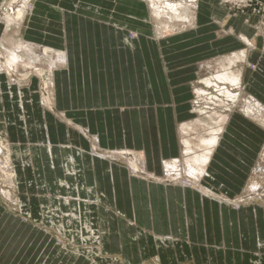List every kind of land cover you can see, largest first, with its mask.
Masks as SVG:
<instances>
[{"label": "crops", "instance_id": "obj_1", "mask_svg": "<svg viewBox=\"0 0 264 264\" xmlns=\"http://www.w3.org/2000/svg\"><path fill=\"white\" fill-rule=\"evenodd\" d=\"M61 2L55 3L65 6ZM248 19L247 24L245 16L231 18V30L249 42L257 38V44L263 48L261 52L246 56L247 61L256 65L254 72L246 71V84L252 95L264 103V35L254 36L255 30L249 24H254L257 18ZM104 21L65 15V45L58 47L66 52L67 62L64 68H56L52 74L57 115L35 109L33 104L34 111L27 114L22 126L16 121V130L15 126L8 127L13 139L15 133L18 136L21 131L23 135L20 143L13 140V144L38 151V156L31 158L32 172L18 169L20 179L32 181L37 188L48 187L50 194L59 192L62 198L69 190L81 199L101 198L122 217L117 221L118 233L113 232L108 237L113 238L114 247L118 245L117 240L123 247L130 246L133 250L135 240L151 248L157 238L162 242L175 238L192 247H218L230 257L250 249L247 253L258 256L259 263L262 262L264 258L259 253H264V210L244 207L234 211L218 206L190 189L132 178L133 175L119 165L90 155L94 145L108 150H138L145 157L144 170L161 174L162 161L178 154L176 125L186 115L184 102L187 95L179 82L175 92H167L169 76L163 75L152 42H137L129 48L124 44L120 28L116 30L117 25H107ZM53 22L56 21L49 24L52 26ZM50 31L47 37L54 39L55 35ZM209 37L204 36L200 41L201 36L185 33L162 44L166 67L178 58L187 60L192 54H211L227 47L232 40L231 36L211 43ZM133 39L139 40L138 37ZM17 91L6 93L4 89V103L8 101L7 97L17 101ZM21 92L24 106L28 98L26 92ZM12 114L18 117L14 108ZM6 118L14 124L12 115L8 114ZM263 140L264 132L253 123L243 119L228 122L226 134L207 168L208 177L202 182L228 196L241 193L248 182L250 168L258 159ZM46 145H50L49 151ZM59 182L64 183V187H60ZM64 199L68 200L69 208L82 206L71 197ZM62 209L66 210L65 207ZM101 212L103 217L107 215V210ZM123 217L140 226L142 232L133 231Z\"/></svg>", "mask_w": 264, "mask_h": 264}, {"label": "rangeland", "instance_id": "obj_2", "mask_svg": "<svg viewBox=\"0 0 264 264\" xmlns=\"http://www.w3.org/2000/svg\"><path fill=\"white\" fill-rule=\"evenodd\" d=\"M14 1L15 0H0V20L5 18L9 7L12 8L14 6ZM54 1L56 3L59 1L61 2V0ZM171 1L184 2V0ZM191 1L195 5V11L193 13L194 25H181L179 22L173 21L168 23L167 28L161 26L159 21L152 17L150 11L151 6L146 3L145 0H137L138 3L132 6H129L128 2L125 3V1L121 0H117L116 2L114 0H62L61 3H65V6L60 5L58 7L59 10L47 5L40 6L35 3V10L37 9L40 11L38 19L27 16L23 18L18 25L12 24L7 28L0 24V45H3V48L0 46V61L4 65L5 53L16 47V45L20 43V39L28 42L33 41L32 43L38 45L64 47L63 21L65 20V15H80L94 20H105L106 22L104 21V24L117 25L115 26L116 30L119 29L120 26H122V28H127L125 29L126 32H122L120 29L119 32L123 34L124 44L129 48L136 46L137 42L142 43L150 40L156 50L158 63L163 70V75L166 78L169 76V78H165L167 92L170 94L175 92L174 90L175 88H178L177 84L179 82V85L184 89V95L185 93L187 95V99L184 102L186 114L185 119L176 125L175 131L178 154L175 158L163 161L171 162L178 160L182 161V163L185 161H192L193 163L194 155H199L207 151L206 145L203 146L202 143L200 144L201 140L204 137H207L213 129H222L221 139L217 145L218 147L226 134V126L228 122L232 120H247L255 126H258V128L264 132V112L262 113L261 111V114H256L255 112L248 113L243 105L240 104L242 98H246L245 100L249 101V103L253 102V104L258 101L252 95L250 90H248L246 84V71H249V73L254 72L256 65L252 63V61H247L246 56L247 54L249 55V53L261 52L263 51V48H261L262 46H260V44H257V38H254L252 42H249L236 32L234 33L231 30L232 26L230 21L231 18L235 19L245 16V22L247 23L249 20L248 18L254 16L257 18L256 22L249 25L255 30L254 36L262 37V35H264V0ZM74 3L78 5L76 6L75 4L74 6ZM66 8L69 10H66ZM52 21H56L53 22L55 26L49 24V22L52 23ZM53 26L56 27V29ZM178 28L179 30L177 32L176 30ZM50 29L52 30L50 33L55 35L54 39L47 37V33ZM174 30L175 32H173ZM185 33H194L197 36H201L202 39L200 41L204 40V36H210L208 40L211 43L224 41L231 36L232 38L230 39L232 40H230L231 43L227 47L219 50L217 49L211 54H192L187 60L185 57L181 59L178 58L177 60H173L170 67H166L163 61L164 56L162 44L170 43L171 38L177 39L178 37H182ZM135 37H138L139 40L133 39ZM4 47L6 48V51L4 50ZM205 48L208 50L209 45ZM230 64L235 66V73L241 78L238 86L239 91L236 92V94H239L237 95V99L239 98L238 100L235 102H229L225 97L223 98L220 96L218 97L219 99L217 98L212 102L207 100L204 97L205 95H202L201 97L196 96V89L202 87L200 81L203 76L215 73L216 71L226 70ZM47 66L48 63L46 60L40 59L31 65L26 63L24 65H18L14 71L10 70L9 72H4L3 70L0 72V147L2 149L0 152V160L3 165H7L9 161L13 159L12 154L7 151L8 145L13 144V140L20 143L23 136H21L22 133L20 131L18 132V136L16 133L14 134L15 139H13L10 130L8 129L10 125L15 126V130L17 127L16 121L22 126L24 120H27V114L34 111L32 107L33 104L35 109L38 108L42 112L46 111L57 115L54 108L53 88L49 87L47 84ZM62 68H64L63 64L58 65L57 70ZM4 89L6 93L18 90V97L19 93H22L21 90L26 92L28 102H26L23 108H21L18 100L10 101L11 97H7L8 101L4 103ZM204 89L206 88L204 87ZM208 91L209 93L215 92L213 89H208ZM31 99L35 103L33 101V103H29L31 102ZM258 102L264 107V103L260 101ZM199 103L205 114L199 112ZM13 108L18 111V117L15 115L13 116ZM215 111L222 115L226 113L227 116L225 119L220 115H216L217 117H215L211 114ZM8 114L12 115V121L14 124L10 123V119L6 118V115ZM207 114H210L211 116L209 115V117ZM16 117L18 119H16ZM1 131L4 132L3 139L1 137ZM85 135L90 142H92V138H90L87 133H85ZM184 141H187L192 154L183 157V155H181L180 145ZM22 146L28 147L26 145ZM217 147L211 150L212 155L209 164L213 159ZM28 148L32 155L31 147ZM92 149H95L97 153H100V156L109 163L113 162L114 164L119 165L126 171V173H128V168L126 167L127 160L133 162L135 161V155L137 156L139 153H142L133 149L108 150L97 147V145H94L93 148H91V151ZM263 151L264 143L260 154ZM256 163L257 162L252 164L250 168V176L244 190L233 196H228L227 193L220 189H212L204 184L205 182L203 183V180H201L200 185L198 183L196 185L194 183V181L196 182V179H189L184 175L183 179L178 180L177 183L173 178L171 179L168 175H165L164 172L161 174H154L153 172L142 169V167L139 169L137 168L135 174L133 172L132 178L143 180L147 183L161 184L164 186H178L182 189H190L197 192L201 196L200 198L213 201L218 206L226 207L234 211H238L244 207H258L261 210H264L263 176H260L259 179L257 176L254 177L259 182L261 181L257 192L246 191L251 179H253V170L256 169ZM209 164L206 167V171ZM4 167L5 166L0 165V264H121L122 262V264H264V260L259 263L258 258H256L258 256H251L247 253L250 249H246L242 254L238 253L234 255V257H230L228 255L225 256L223 252L224 250L219 249L218 247H209V249L208 247L202 246L192 247L191 245H184L182 239L178 240L175 238L167 241L165 240V242H162L161 239L157 238L154 246H151V248L147 245L145 246L144 243L141 245L139 240H135L133 250L130 246L124 245L125 247H123L121 241L119 242L116 239L118 245L117 247H114L113 238L108 239V237L112 236L113 232L116 234L118 233L117 221L122 217L101 198L95 200L87 198L81 199L69 192H72V190L68 191L69 194L64 195H66L65 197L67 198L71 197L73 202L80 201L82 203V206H76H79V210L77 211L71 208L72 215H77L78 217L81 216L82 219H71L73 230L69 233L66 231V235L64 234L63 236V234H60L55 227L48 224L47 221H38L37 217H39V213L36 209L38 208L36 207L37 203L35 204L32 199V197L38 198L39 196H42L40 203L46 206L47 202L43 197H46V199L49 200L52 197L55 198L57 195L54 196L47 192L50 190L48 187L46 189L43 186L37 188L32 181L23 182L18 173V169H21L18 165L14 172L16 178L14 177L12 170L5 169ZM2 192H5L3 193L5 195L8 192L9 195L7 194L4 197ZM27 197L31 198L30 202H28ZM65 197H61L62 199L58 200V203L56 202V205L53 206L61 207V210L64 213L67 211V209L65 211L62 209ZM80 202L76 203L80 204ZM19 204H22L23 207L20 208ZM103 209L107 210V215L105 217H103L101 212ZM57 215L60 216V220L57 218ZM51 216L54 218L53 223L55 225L61 224L66 227V222H63L64 219L60 213V209L55 210V213H51ZM123 219L132 226L133 231L136 230L135 232H137L138 229L142 232L143 229L135 223L130 222L127 217H123ZM26 221H30L31 224L30 222L29 224H25ZM85 221L88 222L89 230L90 228L93 230L92 233L85 230V226L82 227L85 224ZM38 227L41 229L39 230ZM72 236H75L74 241H71ZM82 236L84 237V240L81 239ZM176 242L179 243L176 245ZM62 244H64L63 248L60 246ZM83 246L103 247L102 255L98 257L99 260L96 263L90 262L85 256H80L78 258L73 256L71 251H73L75 247L81 248ZM238 249L240 250V247H238ZM259 254L264 258L263 252H260ZM259 254L256 253V255ZM115 260L122 262L115 263Z\"/></svg>", "mask_w": 264, "mask_h": 264}, {"label": "bare ground", "instance_id": "obj_3", "mask_svg": "<svg viewBox=\"0 0 264 264\" xmlns=\"http://www.w3.org/2000/svg\"><path fill=\"white\" fill-rule=\"evenodd\" d=\"M114 1L116 2L117 0H114ZM121 1H125V3L128 2L129 6H132V5L138 3L137 0H121ZM145 2L151 6L150 11H151L152 17H154L157 21H159V24H161V26H163L165 28H167L169 22H173V21H177L181 25H183V24H190L191 26L194 25L193 13L195 11V5L193 4V2L191 0H184V2H174L171 0H145ZM35 3H37L40 6H44V5L46 6L47 5L51 8L59 10V8H58L59 6L55 2H52L50 0H15L14 6L13 7L11 6L12 8L9 7V9L6 12L5 18L0 20V24H2L3 27L5 26L7 28V27H10L12 24L18 25L21 22V20L27 16L37 18L40 15V11L37 9L35 10V8H36ZM71 4H73V3H71ZM75 4L76 3H74V6H75ZM77 5L78 4H76V6ZM85 5H88V4H85ZM68 8H66V10H69ZM95 9H97V8H95ZM58 13H60V12H58ZM120 29L125 30L127 28H125V27L122 28V26H120ZM178 30H179V28L176 31L178 32ZM173 32H175V30ZM35 41H37V40H35ZM32 42L23 41L22 39H20V43L17 44L16 47H14L10 51H7L5 53L4 65L0 61V72L3 70H4V72H9L10 70L14 71L18 65H24L25 63L28 65H31V64L39 61L40 59H45L46 62L48 63V66H47V68H48L47 84L49 87L52 88L53 87L52 74L56 70L58 65L66 64V62H67L66 52L58 46L54 47V46H49V45H38V44L32 43ZM61 42H62V40H61ZM0 46H1V48H3V45H0ZM4 50L6 51L5 47H4ZM234 67H235L234 65L230 64L226 70L224 69L221 71H216L215 73H210L209 75L203 76V78L200 81V84L202 87H200L199 89H196V92H195L196 96L201 97L202 95L203 96L205 95L204 97L207 100L212 101V102H213V100L217 99L220 96L223 98L225 97V99L229 102H235L236 100H238L239 98L237 99V95H239V94H236V92L239 91L238 86H239L241 78L239 77L238 74L235 73ZM2 87H4V86H2ZM204 87L206 89H204ZM208 89H213L215 92L209 93ZM245 99L246 98H242L240 100V104L243 105L244 109L248 113L249 112H251V113L255 112L256 114H259V113L261 114V111H262V113L264 112L263 111L264 107L258 101L254 102V104H253V102L249 103V101H247ZM18 101H19V106L20 105L23 106V102L21 99V93H19ZM42 101H44V100H42ZM220 102H221V100H220ZM44 104H45V102H44ZM201 107L202 106L199 103V108H200V109L198 108L200 110L199 112L205 114V112L202 111L203 108L201 109ZM206 109H204V110H206ZM208 111H206V112H208ZM211 114H213L215 117L220 115L223 117V119H225V117L227 116L226 113L225 114L223 113L224 115H222V114L217 113L216 111L211 113ZM207 115L209 116L210 114H207ZM1 135H2L1 137L3 139L4 132L1 131ZM221 135H222V129H218V130L213 129L207 137H204L201 140L200 144L202 143L203 146L206 145L207 151L203 152L199 155L198 154L194 155L193 163H192V161L191 162L185 161L182 163V161H178V160H174L171 162L162 161V170H163L164 174L168 175L171 179L173 178L174 181H176L177 183H178V180L183 179V176L185 175L189 179H196V182L194 181V183L196 185H197V183L200 185L201 180L208 177L206 167L209 164L210 159H211V155H212L211 150H213L214 148L217 147V145L219 144V141L221 139ZM28 147H23L22 145H18V144H9L7 151H9L12 154L13 159H11L7 165H3V163L0 160V165L5 166L4 167L5 169L12 170L13 173L16 171L17 165L24 172L25 171L32 172V170L34 168H33V165L31 163V161H32L31 158L37 157L38 151L36 152L34 150L35 154L32 151V155H31L30 149ZM45 148L47 151H49L50 145H46ZM1 150L2 149L0 147V152H1ZM180 150L182 153L181 155H183V157L187 156L188 154H192L191 150L189 149V145H188L187 141H184L181 143ZM90 155L95 157V158H99L101 160H104V158L100 156V153H97L95 149H92ZM134 158H135L134 159L135 161L132 162L131 160L130 161L127 160V162H126V167L128 168V171H130L129 172L130 174H133V172L135 174L137 168L139 169L140 167H142V169H144V166H145V162H144L145 157L144 156L142 157L140 154H138L137 156L135 155ZM256 162H257L256 163V169L253 170L254 171L253 172V179H251L249 185L246 188L247 189L246 191L257 192L259 187H260L261 181L259 182L254 177L257 176V178L259 179L260 176H263V178H264V151L260 154V156ZM15 164H17V165H15ZM64 168H65V166H64ZM74 170H75V168H74ZM14 177L16 178L15 173H14ZM62 180H64V179H62ZM58 185L60 187H64V183H62V182H59ZM69 192H71V191H69ZM3 193H5V192H2V194ZM205 193H206V191H205ZM7 194H8V192H7ZM6 195L3 194L4 197ZM56 195L57 196L55 198L52 197L49 200H47L46 197H43L44 200L47 202L46 206H44L43 204L40 203L41 197H38L39 195L37 196L38 198L32 197V199L34 198L33 201L36 200V203H37L36 207H38L37 211L39 213V217H37L38 221H44V222L47 221L48 224L55 227L57 229V231H59L60 234H63V236H64V234L66 235V231L69 233V232H72V230H73V227L71 225V219H79L80 218V220H81L82 218H81V216L78 217L77 215L76 216L72 215L71 208H69L70 206L67 205V202H68L67 199H64L63 205H62L63 207H65L67 209V212H65L66 214L61 210V207L60 208L59 207H53L56 205V202L58 203V200H61L59 192ZM27 200H28V202H30L31 198L27 197ZM50 200L52 201V203ZM19 206H20V208L23 207L22 204H19ZM77 208L75 209L72 207V209L75 211L79 210V206ZM59 209H60V213L62 214L63 219H64L63 222H66V227L64 225H61V224L55 225L53 223L54 218H53V216H51V213H53V212L55 213V210H59ZM57 218L60 220V216H58ZM29 222L30 221H26L25 224H29ZM84 223L85 224L82 227L85 226V230H88V231H90V233H92L93 230L91 228L89 230V225L87 224L88 222L85 221ZM30 224H31V222H30ZM40 229L41 228H39V230ZM104 230H106V229H104ZM94 235H95V233H94ZM71 238H72L71 241H74L75 236H72ZM81 239L84 240V237L82 236ZM60 246L63 248L64 244H62ZM66 246H68V245H66ZM102 252H103L102 246H97V247H95V246L94 247H87V246L84 247L83 246L81 248L75 247L73 249V251H71V253H73V256L75 258H78L80 256H85L92 263H96L99 260L98 257H100L102 255ZM118 262H122V261L115 260V263H118Z\"/></svg>", "mask_w": 264, "mask_h": 264}]
</instances>
